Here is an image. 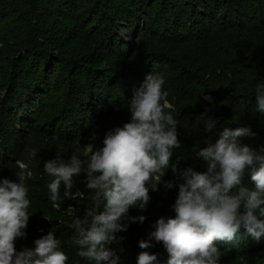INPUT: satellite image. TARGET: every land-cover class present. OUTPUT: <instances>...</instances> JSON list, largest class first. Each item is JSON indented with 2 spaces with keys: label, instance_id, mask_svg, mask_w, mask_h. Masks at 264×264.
Instances as JSON below:
<instances>
[{
  "label": "trees",
  "instance_id": "trees-1",
  "mask_svg": "<svg viewBox=\"0 0 264 264\" xmlns=\"http://www.w3.org/2000/svg\"><path fill=\"white\" fill-rule=\"evenodd\" d=\"M151 72L165 80L181 147L158 190L149 188L146 207L129 209L128 217L144 216L143 223L125 218L127 231L117 233L124 239L105 245L120 264H136L141 251L166 264L167 250L149 234L159 218L175 217L181 173L207 170L193 149L217 137L198 125L201 113L217 120L216 131L250 127L256 136L242 142L264 146V111L255 95L264 83V0H0V181L18 183L23 163L31 202L17 251L53 231L67 264H86L70 226L92 204L86 173L74 177L71 189L84 197L65 198L61 185L57 210L44 163L58 153L86 161L90 145L102 148L108 131L130 122L129 101ZM168 181L173 188L164 186ZM243 183L254 187L248 173ZM70 205L79 208L74 216L66 213ZM141 240L153 246L141 249ZM216 246L223 253L219 264H264V236L257 241L243 227L236 239Z\"/></svg>",
  "mask_w": 264,
  "mask_h": 264
},
{
  "label": "clouds",
  "instance_id": "clouds-1",
  "mask_svg": "<svg viewBox=\"0 0 264 264\" xmlns=\"http://www.w3.org/2000/svg\"><path fill=\"white\" fill-rule=\"evenodd\" d=\"M164 84L162 75L146 74L129 101L130 122L108 131L102 148L93 150L90 145L86 161L76 154L64 160L58 153L44 163V171L52 178L47 185L49 198L57 210L61 207V185L65 198L84 197L80 188L74 193L71 189L74 177L82 171L86 173L92 204L83 218L74 217L70 224L78 234L73 241L76 255L86 264H120V258L105 245L124 239L117 233L127 231L128 225L122 223L125 218L143 223L144 216L128 217L129 209L146 207L149 188L158 190L174 149L181 147L178 122L172 115ZM255 95L259 110L264 111V83L257 84ZM196 122L217 138L206 147L197 145L193 149L207 170L187 168L181 173L185 182L178 185L175 217L159 218L149 234L167 250L166 264H219L223 253L216 243L233 241L242 227L257 241L264 236V146L258 150L242 142L256 136L248 126L216 131L218 122L207 111ZM20 164L18 183L0 181V264H67L69 257L53 231L36 239L32 248L17 251L15 247L17 239L26 237L31 203L23 183L25 165ZM171 167L177 171L175 165ZM246 173L254 187L243 183ZM27 175L31 176V172ZM164 186L171 189L174 182H164ZM65 208L73 216L79 211L74 205ZM152 246L149 241L139 242L141 249ZM136 264L160 262L156 254L141 251Z\"/></svg>",
  "mask_w": 264,
  "mask_h": 264
},
{
  "label": "rangeland",
  "instance_id": "rangeland-1",
  "mask_svg": "<svg viewBox=\"0 0 264 264\" xmlns=\"http://www.w3.org/2000/svg\"><path fill=\"white\" fill-rule=\"evenodd\" d=\"M122 32L127 35L126 36L127 37V41L131 42V36H130L129 32L127 30H125V29H122Z\"/></svg>",
  "mask_w": 264,
  "mask_h": 264
}]
</instances>
